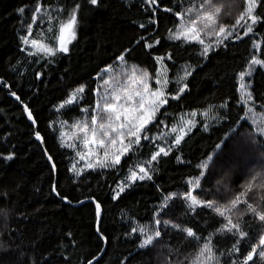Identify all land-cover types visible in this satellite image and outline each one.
I'll use <instances>...</instances> for the list:
<instances>
[{
    "label": "trees",
    "instance_id": "trees-1",
    "mask_svg": "<svg viewBox=\"0 0 264 264\" xmlns=\"http://www.w3.org/2000/svg\"><path fill=\"white\" fill-rule=\"evenodd\" d=\"M36 3L58 9L62 19L70 18L75 9L76 34L67 52L48 55L23 47L21 35L28 31L25 13ZM214 7L221 8L215 24L198 25L207 43L216 40L220 26L235 25L246 10V0H212L211 4L205 0H98L96 5L89 0H0V79L5 80L0 83V264H84L104 248L93 264H200L197 258L209 242L214 258L206 264H244L254 247L256 253L248 264H264L259 256L264 251V221L247 207L251 204L264 212V135L245 117L239 81L255 56L264 61V0L258 2L260 18L254 27L259 48H254L251 35H234L204 54L200 42L169 37L182 18L190 24ZM40 31L35 25L34 34L40 36ZM167 54L172 74L182 63L194 67L187 89L178 99H167L140 143H133L119 164L73 171L76 150L63 142L61 129L77 126L84 117L88 132L105 125L109 113L104 108L112 103L110 78L123 87L137 85L135 70L136 77L146 72L145 82L153 85L156 56ZM81 87L78 98L65 103ZM13 91L31 109L37 129L21 101L11 96ZM252 92L264 108V66L253 74ZM211 105L226 109L220 120L204 128L200 112ZM185 115L195 125L167 150L168 155L152 161L157 149L153 134L170 132ZM97 129L101 134L108 132V128ZM37 131L46 146L37 139ZM116 136L110 132L106 142ZM9 155L12 159H7ZM139 156L151 160V178H137L120 192L121 181ZM203 163L208 164L206 169L200 167ZM197 179L198 187L190 183ZM189 192L198 201H214V206H191L186 198ZM238 196L247 203L232 208ZM91 197L101 205V234L96 202L65 201ZM216 207L230 210L221 216ZM226 217L246 233L243 238L235 229L224 230ZM144 226L150 227L141 232ZM184 229H191L195 236L189 237ZM149 235L152 243L141 247Z\"/></svg>",
    "mask_w": 264,
    "mask_h": 264
},
{
    "label": "rangeland",
    "instance_id": "rangeland-1",
    "mask_svg": "<svg viewBox=\"0 0 264 264\" xmlns=\"http://www.w3.org/2000/svg\"><path fill=\"white\" fill-rule=\"evenodd\" d=\"M148 1V0H147ZM259 0H257V4L253 10V15L256 16L258 19L256 23L259 20V16L256 14V8L258 5ZM40 7V11L37 12L36 8ZM246 8H247V3H246ZM23 13L26 12L25 9L22 11ZM61 12L56 9V8H51L47 6H43L40 3H36L34 7H32L28 12L25 13V20L24 24L26 28L28 29L27 33H24L21 35V41L23 44V47L28 50L29 52H36V53H44L47 54L43 51H38L37 48H34L31 43L29 44H24L23 43V37L28 36V39L31 41L32 39H36L39 42L47 45L50 48L54 49V54L58 52L59 50V40L58 37L60 35V27L62 24H66L68 22V19H62L60 18ZM247 21V24L245 23ZM255 24H252L251 20L246 16L245 20L241 21V25L238 26H230V27H224L226 29V32L223 34H218L217 38L215 41L212 43H207L203 41V53H204V48L208 47V52L211 49V46L214 44H217L218 42H221L225 37H231L234 35H239V36H244V33L246 31L247 25L251 24L252 26V31L249 32L247 35H251L254 48H259L260 41L257 39V37L254 35V27ZM29 25L31 28L29 29ZM35 25H39L41 27L40 31V36H36L34 34V28ZM189 23L184 21L182 18L180 22L173 27L170 32H169V37L176 39L175 34L183 31L185 28L189 27ZM57 29V30H55ZM29 31H31V35H28ZM57 32V33H56ZM72 33H74V36L76 34V23L72 29ZM228 33H231V35H228ZM66 39L70 40L69 43H67V48H69V45L71 41L73 40L71 33H65ZM181 39L185 41H197L199 42L198 39H193L191 38V34H189V38L185 39L183 36ZM199 39H202L201 34L199 33ZM207 52V53H208ZM205 54V53H204ZM48 55H53V54H48ZM157 61H158V70L156 76L153 78V85H148L149 92H144L143 91V85L142 84H133L129 86H122L119 83H112V79L110 78V95L112 99L113 104H117V101L113 99L114 96L119 95L121 97H124L125 95V90L127 89L129 92H134V91H140L143 93L145 99H144V106L145 108L149 107L151 104V101L153 97H151L150 92L160 90L164 93V98H173L175 96L181 95L186 89H187V84L186 80L193 70V66L188 64V63H182L178 66V68L175 70L174 74L171 73V69L168 65L167 60L170 58V54L164 55V56H156ZM254 58L262 60L259 56H255ZM264 66V64H250L248 70L245 73L243 81L240 79L239 75V81L240 84L244 83L246 85V90L247 92L251 93L252 99L248 100L246 105V113L245 117L247 120L255 127V129L259 132H261L264 135V108H260L258 104L256 103L253 92H252V78L255 70L260 67ZM159 81V83L157 82ZM166 81V83H165ZM181 88H184V91L181 93L179 90ZM241 91V97H242V91ZM78 98V95H76L75 100ZM244 99H247L245 96ZM69 100V99H68ZM135 104L131 105L132 107H135L139 104L140 102V97H134ZM128 102L125 99H121L119 101V104H127ZM244 103V102H243ZM118 110L119 105H117ZM160 109V107H159ZM158 109V110H159ZM226 106L225 105H211L207 108L201 109V116L203 120V127L208 128L211 124L217 122L218 120L221 119L225 112ZM251 109V111H250ZM157 111L155 112L156 115ZM132 115H139V113H132ZM155 119V116L154 118ZM152 119V120H153ZM192 121V125H188L187 121ZM105 128H108V133L112 132L111 128L108 127V124L111 123L113 128H117L120 123L125 122L123 119V116H121V120L117 121L115 120L114 116L109 120V117L106 120ZM79 125V126H78ZM77 126L73 128H69L68 126H65L61 129V136L63 139V142L65 144L73 145L76 150V160H75V169L78 172H81L84 168L88 167L89 164L92 165V167H98L101 166V162H104V165H109L112 164L111 161L113 157L116 154H119L124 145L129 144V138L127 137V129H122L119 131H123L125 135L123 137L118 135L114 138L117 140L116 144H112L111 141L106 142V136L104 134H101V132L98 133V129L100 128V125H98L95 129V137L92 135V130L90 132L87 131V133L84 131V126H87V129L89 130V124L87 119L84 117L80 120V123ZM149 125V123L147 124ZM195 125V122L192 120V118L188 115H185L180 122L174 127L177 129L176 132H162L158 133L155 132L153 134V137L156 139V145L157 149L155 152L159 151V148L163 147L165 150H169L173 148L175 144V138L177 135H183V137L190 131V129ZM147 127V126H146ZM184 129L183 132H181V129ZM93 129V128H92ZM103 132V129H102ZM144 133V132H143ZM143 133H139V135L142 138ZM104 136V137H103ZM95 139L96 141L99 140H104L105 145V150L101 149V146L99 143H92L91 141ZM124 140V145H121L120 140ZM134 140V138H132ZM86 141H88L86 143ZM133 144V143H132ZM130 145V147L132 146ZM129 147V149H130ZM107 150L108 156H105V151ZM79 153V155H78ZM127 153V152H126ZM80 155H83L85 158L81 159ZM124 155V154H123ZM121 156V158L123 157ZM150 162L151 160L148 157L144 156H139L137 157V163L134 165V167L126 174L125 178L121 181L120 186H119V191L120 188L125 187L132 182L133 180L129 179L131 172L135 171L137 173V176L143 175L142 173L139 172V168L141 166L145 167L149 173L148 168L150 167ZM113 165V164H112ZM144 229L149 228L150 226H144ZM147 238V237H146Z\"/></svg>",
    "mask_w": 264,
    "mask_h": 264
},
{
    "label": "snow or ice",
    "instance_id": "snow-or-ice-1",
    "mask_svg": "<svg viewBox=\"0 0 264 264\" xmlns=\"http://www.w3.org/2000/svg\"><path fill=\"white\" fill-rule=\"evenodd\" d=\"M89 2L92 4V5H96L98 3V0H89ZM151 3H155V0H150ZM212 3V0H205V4H211ZM246 3H247V8L244 12L241 13L240 17L236 20L235 22V25H233V27L235 26H238V25H241V21L245 20V17L247 16L252 24H255L256 21H257V17L253 15V10L257 4V0H246ZM78 7V5H77ZM201 7H204V5L202 4ZM20 11L22 12L23 9H20ZM36 11L39 12L40 11V7L38 6L36 8ZM189 11H191V9H189ZM221 11V8L220 7H214V10L213 11H207V12H203L202 14H200L199 16H197L195 19L191 20L190 21V25L189 27L185 28L183 31L175 34V38L176 39H180L182 36L185 38V39H188L189 38V34H191V38L193 39H198L199 42L201 44H203V40L202 39H199V31L200 29L198 28V25L199 24H202L204 28H208L210 27V25H213L215 24V15L220 13ZM177 15H180L179 13ZM76 23V12H75V9L73 10V13L71 14V17L70 19L68 20V22L66 24H62L61 27H60V35L58 37V40H59V50L62 51V52H67L68 51V48H67V43L70 42V40L66 39L65 37V33H71L72 35V38L74 39V33H72V29L74 27ZM245 23L247 24V21H245ZM31 28V26L29 25V29ZM252 31V26L251 24H248L247 25V28H246V31L244 33V35H247L249 32ZM226 32V29L223 27V26H220L219 29H218V33L217 34H223ZM28 35H31V31H29ZM228 35H231V33H228ZM227 38V37H225ZM239 38V37H237ZM23 43L24 44H29L31 43V45L34 47V48H37L38 51H43L47 54H54V49L53 48H50L48 47L47 45L39 42L38 40L36 39H32L31 41L28 39V36H24L23 38ZM151 45H149L150 47ZM208 52V47H205L204 48V53L207 54ZM119 59L123 60V56H121ZM252 64H264V61L262 60H259V59H256V58H253L252 59ZM147 73H143L142 76L140 77H136L135 76V70H133V83H140L143 85V91L144 92H149V89H148V85L147 83L145 82V77H147ZM244 76H245V73H241L240 74V79L241 81H243L244 79ZM159 83V81H157ZM105 83H108V81H105ZM166 83V81H165ZM240 88L242 91V102L244 103H247L248 100H251L252 99V96H251V93L250 92H247L246 90V85L244 83H241L240 84ZM83 88H79L76 90V92L72 93L71 97L69 98V100H67L65 103H72L75 98H76V95L77 93L79 92H83ZM181 93L184 91V88H181L179 90ZM150 95L151 97H153L152 101H151V104L149 107L145 108L144 106V95L142 92L140 91H134V92H129L127 89L125 90V95L124 97H121L119 95H116L113 97L114 100L117 101V104H113V103H108L105 105V108L104 110L109 113V120L111 121V119L115 118V120L119 121L121 120V116H123V119L125 122L123 123H120L118 125L117 128H113L111 123L108 124V127L111 128V131L112 132H118V135L123 137L125 135V133L123 131H119V130H122V129H127V137L129 138V144L128 145H124V140L121 139L120 140V143L121 145H124V147L122 148V150L120 151L119 154H116L111 163L112 164H119L120 161H121V156L123 154H125L128 150H129V147L132 143H135V144H139L140 143V140H141V136L139 135V133H143L146 129V126L148 123H150L152 121V119L154 118L155 116V112L158 111L159 107L163 106L164 104L167 103V99L164 98V93L160 90H156V91H152L150 92ZM140 97V102L137 106L135 107H132L131 105L135 104V100H134V97ZM247 97V99H244V97ZM125 99L128 103L127 104H119V101L121 99ZM174 99H178V95L173 97ZM17 99H19V97H17ZM117 105H119V109L118 110V107ZM61 107H63V105H61ZM251 111V109H250ZM132 113H139V115H132ZM192 115H195V113H193ZM29 118L31 119V113L29 112ZM92 124L95 125L96 124V117L93 116L92 117ZM187 124L188 125H192V121H187ZM79 126V125H78ZM100 128L101 129H104L105 128V125L104 124H101L100 125ZM84 131L87 133L88 129H87V126H84ZM172 132H176L177 129L176 128H172L171 129ZM184 129L182 128L181 129V132H183ZM264 131V130H262ZM95 129L93 128L92 129V135L93 137H95ZM104 135L105 136H108L109 133L107 131L104 132ZM37 136V139H42L39 135V133L36 134ZM134 138V140L132 139ZM143 139H148V136L147 135H144L143 136ZM183 139V135H177L176 138H175V144L178 145L181 140ZM88 141H86L87 143ZM92 143H99V145L101 147L104 146V140H99V141H96L95 139H93L91 141ZM111 143L112 144H116L117 143V140L116 139H112L111 140ZM161 154L163 155H168V151L165 150V148L161 147L159 148V151L155 152L152 157H151V160L152 161H155L157 159L158 156H160ZM79 155V153H78ZM105 156L107 157L108 156V153L106 152L105 153ZM80 158L81 159H84L85 157L83 155H80ZM7 159H12V156L9 155L7 157ZM49 159L51 160V157H49ZM212 158L209 157V160H211ZM101 166H104V162H101ZM55 167V165H53V168ZM88 167H92L91 164L88 165ZM200 167L202 169H206L208 167V164L207 163H203L202 165H200ZM73 171H76L75 169V166L73 167ZM139 172L142 173L143 175H140V176H137V173L135 171L131 172V175L129 177V179L131 180H136L137 178L139 179H145L146 177L147 178H151L150 176H148V171L145 167L141 166L139 168ZM79 174V173H77ZM201 175H203V172L201 173ZM190 183H194L195 186H199V180L197 179L196 181L194 182H191ZM251 184L248 186V190L250 191L251 190ZM55 190V189H53ZM124 191V188L121 187L120 188V192H123ZM119 192H117V196H119ZM172 195H175V194H172ZM243 195V194H242ZM170 197H168V199H170ZM186 198L187 199H190L191 200V206H196V205H201V206H207V207H213L215 202L214 201H198L196 199L195 196L192 195L191 192L187 193L186 194ZM240 202H244V203H247L246 201H242L241 200V197H237L236 199H234L232 202H231V207L232 208H235L237 206L238 203ZM248 209L255 213L256 216L258 217V219L260 221H264V212H258L256 208H254L251 204H248L247 205ZM96 208H97V215H99V209H100V205L97 204L96 205ZM214 210L221 216H224L225 215V211H229L230 209H221L219 207H216L214 208ZM228 223L224 226V230H227L228 232H232L234 229L236 230V232H239V235L241 238H243L246 233L242 232L239 228V225L238 224H235L233 223V221L231 220L230 217H226ZM157 224L160 223L159 220L156 221ZM165 223H168L167 221ZM133 232L137 231V229H132ZM141 232H144L145 229H140ZM184 231H186L187 235L189 237H194L195 236V233L191 230V229H184ZM160 236V232L159 231H156L155 232V237H159ZM153 241V236L149 235L147 236V238L143 241L141 247H144V246H147V245H150ZM239 241H237L238 243ZM261 244L264 245V237L261 238ZM238 250V249H237ZM256 253V248L254 247L252 249L251 252L248 253L247 257L245 258V261H244V264H248V261L252 260L253 259V255ZM259 256L261 258H264V251H261L259 253ZM203 258V259H201ZM214 258L213 254H212V250H211V247H210V242L209 243H205L200 251V255L199 257L197 258L198 261H200V264H206V261H210Z\"/></svg>",
    "mask_w": 264,
    "mask_h": 264
},
{
    "label": "water",
    "instance_id": "water-1",
    "mask_svg": "<svg viewBox=\"0 0 264 264\" xmlns=\"http://www.w3.org/2000/svg\"><path fill=\"white\" fill-rule=\"evenodd\" d=\"M2 82H5V80H4L3 78L0 79V83H2ZM6 87H7V88H10V87H9V84H6ZM11 96L15 97L16 99H17V97H19V95H18L17 93H15L14 91L11 92ZM18 100L21 101L22 105L24 106L25 111H26L28 117H29V112L31 113V117H32V118H31V119L29 118V119H30V121H31L32 123H34L35 128L37 129V128H38V123H37V120H36L34 114H33L32 111H31V109L29 108V106H28L27 104H25V103L20 99V97H19ZM37 133H39V132L37 131ZM37 133H36V134H37ZM39 135H40V137H41L42 139H38V140H39L44 146H46V144H45V140H44V137H43L40 133H39ZM48 156L51 157V160H50V161L52 162L53 165H55L54 168H55V170H56V172H57V167H56V164H55V162H54L52 156H51L49 153H48ZM54 193L58 195V192H57V190H56V187H55V191H54ZM65 201H67V202H69V203H72V204H74V205H80V204H82V203H84V202H86V201H94V202H96V205H97V204L100 205V203L96 200L95 197H91V198L83 199V200H81V201H79V202H75V203L71 202V201H70L69 199H67V198H65ZM100 221H101V205H100V209H99L98 222H97V230H98V232L101 234V232H100ZM104 239H105V242H106V238H105V237H104ZM104 250H105V248L103 249V251H102L98 256L92 258L91 260H89L87 263H84V264H93L97 259H99V258L102 256Z\"/></svg>",
    "mask_w": 264,
    "mask_h": 264
}]
</instances>
